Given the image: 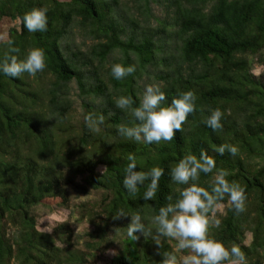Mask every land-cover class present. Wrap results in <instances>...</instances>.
<instances>
[{
	"label": "trees",
	"instance_id": "obj_1",
	"mask_svg": "<svg viewBox=\"0 0 264 264\" xmlns=\"http://www.w3.org/2000/svg\"><path fill=\"white\" fill-rule=\"evenodd\" d=\"M40 7L47 9V31L31 33L22 17ZM5 19L19 27L0 43V60L12 41L19 59L42 48L46 67L19 78L0 72V264H89L114 245L115 228L126 237L109 264H160L158 252L174 251L173 240L161 237L158 248L136 233L139 239L132 241L123 230L131 217H113L120 210L141 211L155 231L151 217L180 187L171 182L169 166L202 150L247 196L239 215L224 201L221 223L210 235L229 248L238 244L246 264H264V73H253L264 67V0H0V23ZM115 63L136 71L116 80ZM152 76L162 82L165 104L191 90L196 110L171 142L126 140L116 126L131 118L114 99L130 95L138 105ZM75 108L82 119L76 124ZM210 108L223 112L221 130L204 123ZM89 113L104 117L97 132L85 124ZM224 143L238 153L214 150ZM129 153L137 171L164 168L154 200H143V187L134 197L123 187ZM99 167L107 168L104 174ZM210 180L201 174V186ZM69 189L78 196L100 193L99 200L78 206L77 222L92 227L81 247L69 222L50 234L39 231L34 211L49 204L69 208ZM145 203L150 207L142 208Z\"/></svg>",
	"mask_w": 264,
	"mask_h": 264
},
{
	"label": "clouds",
	"instance_id": "obj_2",
	"mask_svg": "<svg viewBox=\"0 0 264 264\" xmlns=\"http://www.w3.org/2000/svg\"><path fill=\"white\" fill-rule=\"evenodd\" d=\"M23 26L31 33L47 31V9L33 8L24 13ZM9 41L7 51L0 60V72L12 78H19L24 73L35 76L46 67L45 52L42 48H30L23 59H19L17 47ZM135 65L125 67L123 64L111 65V75L116 80H123L133 75ZM198 97L194 91L178 92L170 104H165L166 94L162 82H153L144 86L143 94L137 105L130 95H120L114 99L115 106L124 111L130 118L129 123L116 126L118 135L126 140L146 144L171 142L177 132L183 131L182 125L187 122L189 114L196 110ZM210 115L204 123L213 131L222 129L223 112L219 108L209 109ZM85 124L90 131H99L103 124V115L89 113ZM220 155L225 152L235 156L238 148L224 143L214 149ZM129 163L124 168L123 187L129 196L134 197L144 188L145 202L155 199L159 190V181L164 175V168L153 166L147 171H137L136 156L129 153ZM107 168L102 169V173ZM211 175L208 187L201 186V174ZM171 182L178 187L175 194L166 197L167 203L159 208L158 214L151 217L150 225L144 223L141 211L126 215L118 211L113 219L130 216L126 231L127 237L137 241L141 233L145 238L151 237L158 248L162 247L161 237L176 241L175 251L158 252L162 256L160 264H246V257L240 246L232 243L231 247L210 235V228L219 227L221 221L216 213L225 207L224 201L237 214L246 210V189L236 180H229L231 173L218 168L215 159L202 150L199 156L191 151L183 154L169 166ZM210 189V190H209ZM83 197V196H82ZM150 207L145 203L142 208ZM122 229L115 228L116 234ZM183 252L178 258L176 252ZM114 254V253H113Z\"/></svg>",
	"mask_w": 264,
	"mask_h": 264
},
{
	"label": "rangeland",
	"instance_id": "obj_3",
	"mask_svg": "<svg viewBox=\"0 0 264 264\" xmlns=\"http://www.w3.org/2000/svg\"><path fill=\"white\" fill-rule=\"evenodd\" d=\"M157 13L160 15V8L156 7ZM19 22H12L10 20H3L0 23V43L6 42L9 38V31L12 28H18ZM255 75H260L264 73V67H256L253 72ZM153 76L146 81L145 84L153 83ZM156 82V81H155ZM160 82V81H157ZM144 85V84H143ZM75 114L73 113L72 119L73 122L76 124V122L81 121V109L75 108ZM103 167H99L98 171L102 173ZM69 192L72 195V201L69 205V208L64 207H58L56 205H41L34 209L35 215L37 217L38 221V230L43 233H51L53 228H55L57 225L65 222H69L71 225V228L73 229L75 233V239L79 241V247L82 246L84 242V234L86 232L90 231L92 227L87 223H78L77 220L79 219V207L80 205H83L84 203L91 204L95 200L100 199V193H91L89 196H78L73 190L69 189ZM225 207L218 211L216 213V218L218 215H222L225 213L226 210ZM126 236L122 235V233H118L116 237H114L115 241L114 245L104 251H100L96 254V257L94 259H91L89 261V264H109L110 261L119 253V251L122 249V238ZM252 241V236L250 234H247L246 242H244L246 245H249ZM171 244L173 246L174 251L176 250V241H171ZM114 253V254H113ZM178 255V258L181 257L183 252H176Z\"/></svg>",
	"mask_w": 264,
	"mask_h": 264
}]
</instances>
